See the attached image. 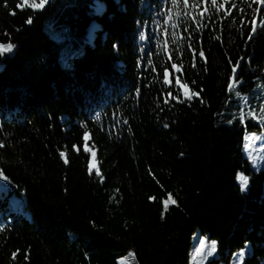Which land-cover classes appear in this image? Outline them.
I'll list each match as a JSON object with an SVG mask.
<instances>
[{
    "label": "trees",
    "instance_id": "16d2710c",
    "mask_svg": "<svg viewBox=\"0 0 264 264\" xmlns=\"http://www.w3.org/2000/svg\"><path fill=\"white\" fill-rule=\"evenodd\" d=\"M33 4L0 0V264H264V0Z\"/></svg>",
    "mask_w": 264,
    "mask_h": 264
},
{
    "label": "rangeland",
    "instance_id": "374dc122",
    "mask_svg": "<svg viewBox=\"0 0 264 264\" xmlns=\"http://www.w3.org/2000/svg\"><path fill=\"white\" fill-rule=\"evenodd\" d=\"M32 2L34 3L32 7H39V0H32ZM61 62L65 64V58H62ZM167 73L169 74L168 71ZM179 86H181V84H179ZM180 93H182L183 97L185 98V89L182 88L180 90ZM187 95L189 96L188 91ZM176 99H178V97H176ZM243 153L244 156L247 158L249 165L253 171L257 172L258 170L264 167V130H262L260 133L252 132L245 134ZM94 170L95 168L93 169V171ZM239 179L241 185L243 184L244 187L246 179L243 177H239ZM4 191L5 187L0 179V193ZM9 198L10 203L13 207H15L17 210L23 211L21 204H17L12 197ZM246 251L247 247L245 249L234 252L230 256L228 264H241V259L243 258ZM189 256V264H207L209 261L216 257L215 242L213 240H209L206 236L201 235L199 232H194L191 237ZM117 263L136 264L135 259L131 253H127L125 256L119 258L117 260ZM218 264H224V261L220 260Z\"/></svg>",
    "mask_w": 264,
    "mask_h": 264
},
{
    "label": "snow or ice",
    "instance_id": "6c2138e0",
    "mask_svg": "<svg viewBox=\"0 0 264 264\" xmlns=\"http://www.w3.org/2000/svg\"><path fill=\"white\" fill-rule=\"evenodd\" d=\"M173 2H175V0H173ZM46 3H48V0H39V6H43V5H45ZM254 31H256V30L254 29ZM140 39H141V40L144 39L143 35L140 37ZM3 50H4L3 48H0V51H3ZM200 55H201V57L203 58L204 53L201 52ZM232 71H233V73L235 74V73L237 72V68H236V67H233ZM164 75H165L164 83L167 84V83H168V79H167V77H168V73L165 72ZM231 87H232V84L230 83V84H229V88H231ZM183 88L185 89V98L188 99V100H191L192 96H197V95H198V93L193 92V93H192V96H188V95H187V85H183ZM181 102H183V101H181ZM261 110L264 111V109H261ZM165 127H167V125H165ZM84 151H85V152H90V149H89V147H88V145H87V142H85ZM60 155H61V157H64L65 154H64V152H61ZM91 155L94 157V156H95V153H91ZM65 163H67V160H65ZM95 167H96V165L90 160V161H89V164H88V171H89V174L92 173V171H93V169H94ZM96 175H100V173H99L98 170H97V172H96ZM242 190H243V184H242ZM164 206H165V210H167V207H168V201H167V200L164 201ZM201 243H203V242H201ZM213 247H214V245H213Z\"/></svg>",
    "mask_w": 264,
    "mask_h": 264
}]
</instances>
